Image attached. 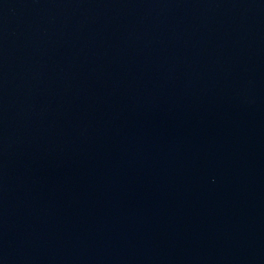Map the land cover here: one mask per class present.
<instances>
[{
  "label": "water",
  "instance_id": "1",
  "mask_svg": "<svg viewBox=\"0 0 264 264\" xmlns=\"http://www.w3.org/2000/svg\"><path fill=\"white\" fill-rule=\"evenodd\" d=\"M0 264H264V0H0Z\"/></svg>",
  "mask_w": 264,
  "mask_h": 264
}]
</instances>
